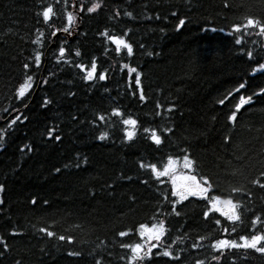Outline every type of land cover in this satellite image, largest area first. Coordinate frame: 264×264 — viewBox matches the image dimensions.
I'll use <instances>...</instances> for the list:
<instances>
[{
	"label": "trees",
	"instance_id": "trees-1",
	"mask_svg": "<svg viewBox=\"0 0 264 264\" xmlns=\"http://www.w3.org/2000/svg\"><path fill=\"white\" fill-rule=\"evenodd\" d=\"M81 2H100L101 8L81 12ZM48 5L54 15L46 25L37 11ZM69 12L76 17L70 28L76 37L54 39L51 33L67 26ZM247 15L264 17V2L0 0V252L5 243L8 246L0 264H95L97 259L128 264L131 252L121 244L142 243L139 226L150 229L161 220L167 229L163 240L180 260L154 255V264H218L212 256L219 253L212 252L211 242H239L240 235L250 234L256 216L261 217L256 227L264 232V189L250 183L257 178L264 182V98L253 95L259 92L257 85L264 86V70L256 71L259 64L246 55L251 51L264 63V36H245L237 45L243 30L232 31ZM104 32L129 42L133 54L126 49L117 54ZM38 38L40 42L33 43ZM60 47L66 49L62 58ZM36 52L42 53L38 69ZM93 61L96 74L86 81ZM25 63L33 81L21 103L15 89L26 78ZM125 65L137 72L129 75ZM100 74L106 79L99 80ZM241 83L245 88H239ZM248 96L252 101L243 105L233 124L228 117L241 97ZM45 100L50 103L45 105ZM113 109L123 116H112ZM101 114L103 122L98 120ZM18 115L21 120L9 128ZM128 117L138 121L131 141L120 122ZM145 128L161 136L159 146ZM104 132L106 139H99ZM185 156L194 161L191 170L183 166ZM169 158L177 178L208 177L214 185L209 196L231 197L243 205L244 222L237 223L235 233L223 231L231 224L218 212L205 219L207 200L189 196L176 204L179 215L172 211L171 202L178 200L171 196L172 178L157 179L150 167H140L154 164L162 171ZM241 185L244 192L232 193ZM40 227L70 235L73 242L48 238ZM121 231L128 235L120 237ZM163 249L161 245L153 253ZM70 251L81 255L70 256ZM219 264H264V254L233 249Z\"/></svg>",
	"mask_w": 264,
	"mask_h": 264
},
{
	"label": "snow or ice",
	"instance_id": "snow-or-ice-1",
	"mask_svg": "<svg viewBox=\"0 0 264 264\" xmlns=\"http://www.w3.org/2000/svg\"><path fill=\"white\" fill-rule=\"evenodd\" d=\"M264 2V0H262ZM65 3H67V0H65ZM75 7V2L74 5ZM225 7H229V5L226 3ZM101 8V3L100 2H94L90 6H86L81 2L80 5V11L84 12L86 11L87 13H96L98 9ZM54 15V9L51 5L48 6H42L39 11H37V17L40 18L42 17V21L44 24L48 25L52 16ZM125 15L131 16V13H125ZM172 15H176V13H172ZM67 26L63 27L62 29H57V31H63L64 33L71 35L70 28L75 21L76 17L73 15V13L69 12L67 13ZM159 19V17H157ZM244 22L240 24H233L232 25V31L234 33H241L243 30V34L240 38L235 39V43L237 45H241L243 38L245 36H252L254 34L257 35H262L264 36V17H259V16H253V15H247L243 17ZM38 22L40 20L38 19ZM185 21L181 19L179 21V24L182 26L184 25ZM250 29H258V32L254 33L252 31H249ZM215 31V29H213ZM56 32H52V36H56ZM43 35V33H41ZM101 35H104L108 38L109 41H111L112 44L115 45V52L117 54L121 53L122 49L127 50V54L131 56L133 54V47L132 45L127 42L125 39L122 37L118 36H109L107 32L102 33ZM39 38L37 40H34L33 43H39ZM143 47V45H142ZM66 52V49L64 47L59 48V56L62 58L64 57ZM76 55L79 56L80 52L77 51ZM247 57L252 63L259 64V68L256 71H261L264 70V63H261L260 59H256L254 56L253 52L248 51L246 53ZM41 56L42 53L36 52L34 56V64L36 68L38 69L41 64ZM79 68L83 69L82 65L77 64L76 65ZM125 67L128 68V74L131 75L132 73H136L137 70L134 67H129L125 65ZM23 68L25 69L26 72V78L23 83L19 85L15 89V97L16 99L20 100L21 103H23L24 98L26 97L28 91L32 88V81H33V76L31 74H27L28 70L30 69V64L25 63L23 65ZM97 71V64L95 61L92 62L91 64V70L87 71L86 76L84 79L87 80H92L96 74ZM99 80L103 81L106 79V76L104 74L99 75ZM44 83H47V80L44 81ZM135 83L136 85L141 84V76L139 73L136 74L135 76ZM259 88V92H254L253 95H255L258 99L264 98V86L257 85ZM240 89L245 88V84L241 83L239 85ZM230 94V93H229ZM252 96H248L247 99L244 97H241L240 103L236 105V110L231 113V115L228 117L229 121L235 124L237 122V113L240 112V109L243 107L245 103H250L252 101ZM140 100H145V94L143 92V89H141L140 92ZM45 105L50 103V101L45 100ZM220 103H224V99L220 100ZM27 107V105H25ZM157 107H162L161 105H157ZM172 109L169 108L168 111H171ZM159 115V113H157ZM112 116L115 117H122L123 113L118 110V109H113L112 111ZM23 119H27V117H23ZM21 120V116L18 115L16 116L9 124V128H11L13 125L16 124L17 121ZM98 120L103 122L105 121V116L104 115H99ZM123 125H125V138L128 141L133 140V138L136 135V128L138 121L134 118L128 117L124 118L120 121ZM145 132H151L150 139L152 143L155 145L159 146L162 143L161 136L157 134V131L155 129H144ZM167 131H171V129H167ZM108 133L104 132L101 133L99 136V139L104 140L106 139ZM48 137L49 139L52 138V131L50 130L48 132ZM57 140L60 139L59 136L55 137ZM4 137L0 135V141H2ZM226 138V143H227ZM27 147V146H26ZM23 151V149H21ZM31 151V149H29ZM174 161L169 158L168 163L163 167L162 171H159L156 167V165H148L146 166L145 164L141 163L140 167L145 168V167H150L152 174L159 179L162 176H170L171 179V196L172 197H178V200L172 201V211L175 212L176 215H179V211L176 210V204L179 202H182L184 200H187L189 196H194L198 197L202 200H207L209 208L207 211L204 212V217L205 219L209 218L210 212H218L220 213L221 216H224L231 224V228L229 229L228 227H224L223 231L224 232H236V226L237 223L239 222L240 224H243V219L242 215L243 213L240 211V209L243 207V205L239 201H234L231 197L228 199H221L219 195H211L209 196V192L212 190L214 185L210 182V178L208 177H201L200 179H197L195 175H182L179 176V178L176 177L175 169H174ZM194 164V161L190 159L188 156L184 157V168L191 170L192 166ZM77 167L79 165L77 164ZM59 171V169H57ZM261 176H264V172H261ZM250 183L254 187H259L260 189H264V182H262L259 178L253 179L250 181ZM4 190V186L0 185V192ZM232 193H241L245 191V187L241 185L240 187H233L231 189ZM249 197H251V190H248ZM165 199H168L166 196ZM3 201L0 200V204H2ZM32 203L35 205L36 200L33 199ZM47 203V201H45ZM215 223L217 225H220V220L216 219ZM261 223V217L256 216L254 219L251 220V232L250 234H245V235H240L239 236V242L236 239H216L214 242H211L209 247L212 250L213 253H219V255H213L212 259L217 261L219 264V261L225 257L226 252L231 253V250L233 249H243V250H254L256 253L259 254H264V232H261L259 229H257V225ZM38 231L42 234H45L48 238H53L56 237L60 241H65L69 244L73 242V237L72 236H65L63 234H57L55 231L51 230L50 228L46 227H40ZM167 232V229L165 227V223L163 220L159 221L156 224H153L152 227L149 229L145 225H140L139 226V235L142 240H144L143 243H134V244H127V243H122L121 247L129 249L131 252L130 257L128 258V264H154L153 256L154 255H161L163 257H167L171 260H176L179 261L180 257L178 255H174L171 245L168 244L166 241L163 240V237L165 236ZM20 233L13 232L12 235H18ZM128 233L125 231L119 232L120 237H125L127 236ZM207 239V237H201V240ZM155 241V243H153ZM2 242V241H0ZM174 242V241H173ZM161 245H164V249L161 252L158 253H153V249H156L160 247ZM199 244L193 245V247H198ZM8 250V246L5 243L4 244V249L3 252H6ZM3 252H0V255H3ZM247 254V252H245ZM70 256H79L81 253L79 251H70L68 253ZM16 264H20L19 261L16 262ZM95 264H102V261L97 259L95 260ZM196 264H205V261L203 260H197Z\"/></svg>",
	"mask_w": 264,
	"mask_h": 264
},
{
	"label": "water",
	"instance_id": "water-1",
	"mask_svg": "<svg viewBox=\"0 0 264 264\" xmlns=\"http://www.w3.org/2000/svg\"><path fill=\"white\" fill-rule=\"evenodd\" d=\"M64 36H66L65 34H63ZM72 38H70L69 40H71Z\"/></svg>",
	"mask_w": 264,
	"mask_h": 264
},
{
	"label": "bare ground",
	"instance_id": "bare-ground-1",
	"mask_svg": "<svg viewBox=\"0 0 264 264\" xmlns=\"http://www.w3.org/2000/svg\"><path fill=\"white\" fill-rule=\"evenodd\" d=\"M79 12V11H78Z\"/></svg>",
	"mask_w": 264,
	"mask_h": 264
}]
</instances>
